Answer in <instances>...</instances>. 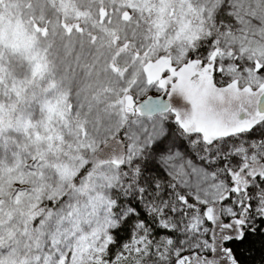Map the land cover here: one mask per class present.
<instances>
[{"label":"snow or ice","instance_id":"snow-or-ice-1","mask_svg":"<svg viewBox=\"0 0 264 264\" xmlns=\"http://www.w3.org/2000/svg\"><path fill=\"white\" fill-rule=\"evenodd\" d=\"M264 236V0H0V264H242Z\"/></svg>","mask_w":264,"mask_h":264},{"label":"trees","instance_id":"trees-1","mask_svg":"<svg viewBox=\"0 0 264 264\" xmlns=\"http://www.w3.org/2000/svg\"><path fill=\"white\" fill-rule=\"evenodd\" d=\"M242 264H264V236L249 237L243 244H230Z\"/></svg>","mask_w":264,"mask_h":264}]
</instances>
